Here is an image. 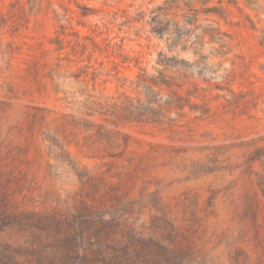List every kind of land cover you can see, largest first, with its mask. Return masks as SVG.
<instances>
[{"label":"rangeland","instance_id":"obj_1","mask_svg":"<svg viewBox=\"0 0 264 264\" xmlns=\"http://www.w3.org/2000/svg\"><path fill=\"white\" fill-rule=\"evenodd\" d=\"M0 264H264V0H0Z\"/></svg>","mask_w":264,"mask_h":264}]
</instances>
